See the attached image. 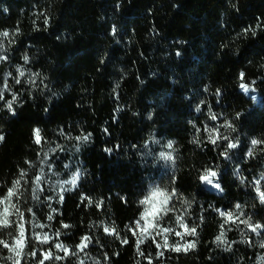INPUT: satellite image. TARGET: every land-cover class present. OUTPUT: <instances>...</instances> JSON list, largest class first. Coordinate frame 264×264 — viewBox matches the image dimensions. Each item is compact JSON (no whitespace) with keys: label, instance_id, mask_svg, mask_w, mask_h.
<instances>
[{"label":"trees","instance_id":"16d2710c","mask_svg":"<svg viewBox=\"0 0 264 264\" xmlns=\"http://www.w3.org/2000/svg\"><path fill=\"white\" fill-rule=\"evenodd\" d=\"M4 32L0 264H264V0H0Z\"/></svg>","mask_w":264,"mask_h":264},{"label":"snow or ice","instance_id":"6c2138e0","mask_svg":"<svg viewBox=\"0 0 264 264\" xmlns=\"http://www.w3.org/2000/svg\"><path fill=\"white\" fill-rule=\"evenodd\" d=\"M261 25L257 24L256 27H260ZM113 31H115V29H113ZM247 31V30H246ZM253 34H255V32L253 31ZM0 35H3V36H7L8 33L7 32H4V33H0ZM3 57H0V59H2ZM25 59H27V57H25ZM20 75L23 76L24 73L21 71L20 72ZM240 78L241 80L244 79V74L241 73L240 74ZM17 83H19V80H17ZM254 83V82H253ZM5 87H7V85L5 84ZM240 88L245 92V93H248L249 92V86L247 84H244V83H241L240 84ZM254 91V89H253ZM0 98H2V93H0ZM253 100L256 99L255 96L252 97ZM7 107L9 108V110H12V102H8L7 104ZM199 110V109H197ZM213 119H215V116L212 117ZM231 126V125H229ZM85 140H87V137H84ZM226 139V137H225ZM0 140H3V136H0ZM36 142L39 143L40 142V136H39V130L36 131ZM215 139L212 140V143H215ZM260 143H264V141H258V140H255L253 139L251 141V144L253 146H256L257 144H260ZM169 147H171V144L169 145ZM237 147V144H234V143H228L227 145V148L229 149H232V148H236ZM248 155L251 156L252 155V150L250 149L249 152H248ZM163 156V154H162ZM225 156H226V153H225ZM165 159L167 160H171L172 159V156L169 154L167 156H164ZM21 177H23L25 175L24 172H21ZM78 179V174L76 177L73 178L72 181H70L71 184L75 185L76 184V181ZM218 179L217 177V172L216 171H213L211 169H208L206 170L201 176H200V180L202 183H206L208 185H211L212 187L214 188H217L219 189L220 188V185L218 182H216V180ZM35 183L37 185L36 188H33V197L34 198H37L38 197L35 195L38 188H39V183H40V176H37L35 178ZM259 183V181H257V184ZM20 186V180H16L13 184V187L12 188H9L8 191H7V195L0 199V205H4L3 207V210L0 211V227H7L9 226V220H8V216H9V207L15 209L16 208V205L15 204H11V199L12 197L14 196V194L16 193V190L19 188ZM257 191L259 192L260 194V198H261V202L264 203V192H260L259 191V188H257ZM174 194V193H173ZM158 198H162L160 199V204H161V207L159 210H154L155 209V202L157 201ZM62 199V198H61ZM171 199V195L169 193H167L164 189H161L159 186L153 188L150 193L145 197V199L141 200L140 203L141 205H144L145 208H144V211L142 212L141 214V217H140V220H138L136 222V227L137 228H141L143 227L144 230L146 231L147 228L149 226L155 228L156 227V224L154 222H150L148 220V217L151 215L153 217V220L157 219L160 215L161 212H164L166 213L168 211V208H167V204H168V201ZM99 206V205H98ZM237 208L240 207V205H236ZM30 211V210H29ZM17 212H18V209H17ZM19 215L21 217H23V213H19ZM221 215H227L229 218H231L232 214L231 213H221ZM49 219H51V217H49ZM178 220H180V218L178 217L177 218ZM141 221H145L144 225H141ZM243 223H245L246 225H248L249 228H251V230L253 232H255L258 228H261V227H264L262 225H251L249 223V221L245 220L243 221ZM39 227L43 228L44 225H38ZM183 227H186L185 225H181ZM65 228L69 227V225H64ZM105 231L106 232H110V234H113L115 233V229H108V228H105ZM160 231L162 232H167L169 231L168 229H160ZM195 228H191L189 229V232L191 234H195ZM159 234V233H157ZM179 234V233H178ZM223 236V233H221V237ZM221 237H217V240L220 241L221 240ZM24 238H25V229H24V226L23 224L21 223L19 225V236L16 238V241H15V245L12 246L10 248V251H12L13 253H15V256L19 257L21 255V251L23 249V241H24ZM87 237H84L83 240L84 241H87ZM47 241V236L44 237V240L42 242H46ZM125 243L127 241H124ZM142 242L140 240L137 241V245H139V243ZM0 245H3V247L5 248H9V244L3 240H0ZM165 246H167V241L165 240ZM57 248L63 250L65 253H67L69 250L67 248H65L63 245L61 244H57L56 245ZM78 248H80L81 250H83V247H86V244L82 243L81 245H77ZM157 247H160V245H157ZM188 247H194V245H188ZM262 247H264V245H262ZM177 251H179V248L176 249ZM31 255L35 256V252L31 253ZM160 255H163V253H160ZM50 256V253L49 254H46L45 255V259H48ZM56 259H61V257L57 256L55 257ZM16 264H18V261L16 262ZM40 264H44V261L41 260L40 261Z\"/></svg>","mask_w":264,"mask_h":264},{"label":"rangeland","instance_id":"374dc122","mask_svg":"<svg viewBox=\"0 0 264 264\" xmlns=\"http://www.w3.org/2000/svg\"><path fill=\"white\" fill-rule=\"evenodd\" d=\"M77 174H78V179H77V181H76V184L73 185V184H71V183L69 182V185L72 186V187L77 186L78 183H79V179H80L79 173H75V174L73 175V177L71 178L70 181H72L73 178L77 176ZM206 185H207L208 187H210V188H214V187H212L211 185H208V184H206ZM216 189H217V188H216ZM156 204H158V199H157V201L155 202V206H157ZM24 245H25V238H24V241H23V248H24ZM22 250H23V249H22ZM21 252H22V251H21Z\"/></svg>","mask_w":264,"mask_h":264}]
</instances>
